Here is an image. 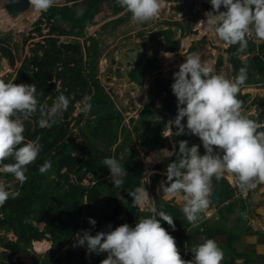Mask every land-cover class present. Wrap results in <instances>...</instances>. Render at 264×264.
<instances>
[{"label": "trees", "instance_id": "16d2710c", "mask_svg": "<svg viewBox=\"0 0 264 264\" xmlns=\"http://www.w3.org/2000/svg\"><path fill=\"white\" fill-rule=\"evenodd\" d=\"M81 1L83 10H78L77 3L74 2L63 6L53 4L47 11L40 12L35 21L34 32L40 33L43 25L47 28L46 37L42 44L37 43L36 48L32 49L31 56L24 58L11 79V82L16 84L32 83L36 87L37 110L22 118L23 134L26 141L36 140L41 147L37 158L27 165L25 182L20 183L12 174L0 172V179L7 186V190H11L9 198L0 205V231L11 233L15 238L9 240L0 237V248H2L0 264H24L21 261H11L10 256L28 255L31 252L32 243L43 240L48 241L50 247L43 253L42 258L34 260V264H85L88 259L94 261L104 259L106 254L89 253L85 247L78 246L75 234L81 230H90V234L95 235L101 230L103 224L116 225L117 217L123 209L126 210L127 216L124 223L130 226L134 218L143 215L132 204V197L128 195L141 186L144 176L142 163L138 161L134 164L131 160L125 162L123 158H118L117 154L128 153L138 158L139 151L148 154L155 148H161L159 144L163 141L162 134L167 128L166 122L173 119L176 114V98L170 88L173 81L161 77L160 74L151 75L159 69V62L154 55L143 56L138 62V67L142 75L150 76L148 95L138 118L131 120L132 124L128 128L122 126V112L115 108L114 102L105 93L97 77L98 42L94 36L86 37L85 29L95 24L94 16L98 13L102 2L109 3L114 14L124 12V18L131 17V13L122 7L120 0ZM168 25L181 29L176 23H168ZM199 31L202 34L205 29L201 26ZM171 32L167 29L153 34L155 38L164 35V51H176L179 48L178 41H175V46L172 45L173 32ZM190 33L186 29L183 36ZM65 37L76 41L68 43L60 41V38ZM78 38H82V41ZM191 39L189 38L188 41ZM5 40H8V37L2 42ZM186 46H189V42L183 45V49ZM238 49L239 44L231 45L226 49L234 76L238 74L241 67H246L247 71L250 67H257L260 74L264 73V40L258 45V53L253 55L245 66L242 65L240 58L242 51ZM0 57L5 58L10 66L14 65L15 56L2 44H0ZM246 76L244 84L251 79L249 72ZM161 91L165 92V96L161 102V110H156L153 108L154 98ZM61 93L69 98L67 110L51 127H39L38 119L41 110L46 111ZM85 95L90 97L92 107L90 111L76 115L74 125L77 131L72 132L69 122L73 117L75 104ZM237 98L239 99L238 96ZM239 100L243 105L245 99ZM162 112L168 115L164 116ZM261 117H264V113ZM181 123L185 121L182 120ZM175 131L173 128L172 132L175 133ZM173 137L176 143L175 148L178 147L177 142L180 140H187L189 146L198 140V137L191 134L179 136L173 134ZM76 139L78 142L75 141ZM118 140L120 145L116 151L106 152ZM133 142L138 149L131 146ZM126 148L128 151H125ZM106 157H115L125 167L128 175L121 178L123 180L121 186L113 184L103 164ZM149 157L151 162L158 163L164 158L161 150L153 151ZM173 158H168L166 165ZM46 161H50L52 167L45 173H40L39 168ZM4 162L13 161L8 158ZM154 168L158 171L162 170L160 165H155ZM89 174L92 175L95 184L88 188L83 186L82 182L88 179ZM149 179L150 187L153 188L158 180L165 179V175L153 173ZM214 181L216 182L214 190L218 192L222 201L231 199L233 191L226 180L223 177L218 180L213 177L212 184ZM119 189L126 193L124 204L116 199ZM154 200L157 211L163 210L174 219L175 230L166 223H163L162 227L175 238L176 246L180 249L185 247L187 254L193 258L192 248L197 243L193 241L191 223L187 219L176 216L178 215L176 208L170 202L156 196ZM93 209L100 210V213L94 215L91 211ZM89 218L96 221L94 227L88 223ZM209 221V219L202 221L203 225L206 226ZM39 223H41V229L37 226ZM204 226L200 227L201 242L205 238L215 240L214 237L218 232L216 229L219 227L210 226V223L209 228ZM207 232L210 237H207ZM235 240L236 237L226 235L224 243L226 248H229L230 260L225 258L226 261L222 264H237L234 260L241 254L237 253L232 246ZM179 252L182 259H187L181 251Z\"/></svg>", "mask_w": 264, "mask_h": 264}, {"label": "clouds", "instance_id": "9594fccd", "mask_svg": "<svg viewBox=\"0 0 264 264\" xmlns=\"http://www.w3.org/2000/svg\"><path fill=\"white\" fill-rule=\"evenodd\" d=\"M54 2L31 0L38 13L47 11ZM207 2L212 10L206 13L198 8L206 14V18L197 21V26L200 22L205 34L211 31L227 45L239 44L238 51L247 47L246 37L249 34L254 33L255 39L264 40V0ZM120 3L138 23L155 18L161 8L160 0H120ZM194 31L198 32V27ZM163 55L171 57L172 53ZM246 73V67H241L237 75L227 78L215 72L213 65L196 53L187 55L173 73L170 88L176 98V114L166 125L172 135L191 134L198 137L200 145L189 146L187 140H180L174 149H161L164 158H174L166 165L165 179L160 182L159 190L167 197L183 201L181 210L189 223L198 221L199 214L211 204L210 189L216 185L215 181L212 184L213 177L217 180L223 177L233 191L231 199L222 201L220 198L219 203L211 204L214 206L234 204L232 198L244 202L257 193L243 194L246 188L254 186L253 178L264 181V131H258L257 123L242 115V102L237 98L240 86L246 81ZM69 102L68 97L59 94L46 111L41 110L38 126L46 128L55 124L67 110ZM79 104L80 110L85 113L92 107L87 95L82 97ZM36 110L34 84H16L0 79V172L12 174L20 183L27 180V165L37 158L41 147L36 140L26 141L23 134L22 118ZM182 120L185 123L182 124ZM173 128L175 133L172 132ZM201 146L203 155L199 152ZM8 158L13 162L5 163ZM145 159L151 162V157ZM103 164L113 184L121 186V178L128 175L122 163L115 157H106ZM155 165L161 166L158 163ZM154 166L152 169L156 170ZM51 167L52 163L46 161L39 171L45 173ZM225 172L231 174L232 178L225 177ZM235 183L239 189L234 192ZM128 195L132 197L134 206L147 208L154 215L136 220L134 226L120 219L118 221L123 224L114 229L109 225L107 231H98L95 235L90 234V230L75 234L76 244L85 247L87 252L106 254L100 264H221L223 251L210 238L193 246V258L186 252L191 260L182 259L175 238L162 227L166 223L175 230L173 217L163 210L157 211L154 196L149 195L146 187H137ZM9 196L7 186L0 183V205ZM168 202L173 205L172 201ZM88 223L94 227L96 221L89 218Z\"/></svg>", "mask_w": 264, "mask_h": 264}, {"label": "rangeland", "instance_id": "374dc122", "mask_svg": "<svg viewBox=\"0 0 264 264\" xmlns=\"http://www.w3.org/2000/svg\"><path fill=\"white\" fill-rule=\"evenodd\" d=\"M160 4L161 8L159 14L148 22L138 23L131 17H129L125 19L121 24L116 22L114 24L110 22L109 25H102L99 27L95 26L94 24V26L88 28L85 33L86 37L94 36L95 40L98 42L99 57L97 59V77L99 78L101 85L104 87L105 93L109 95L111 97V100L114 102L115 108L122 112V126H125L126 128H128L132 124L131 120H136L138 118L139 112L144 106V102L148 95L147 87L151 82L150 76L142 75L140 72L138 62L140 59H142L141 57L146 55H154L158 60L160 66L159 69H157L154 73H151V75L160 74L161 77L173 81V73L178 70V65L184 62V58L187 55L196 53L201 56L202 60H204L202 56H204V52H206L205 50L206 48H208L209 44L212 48L223 49V46H219L211 41H208V39H210L211 37L209 33H207L208 36H206V38L203 36V33L200 34L199 32L194 31V29L197 28V21L204 18V15L201 14L198 9V2L196 0H160ZM180 10L183 14L181 18L179 15ZM38 17L39 13L34 9L33 6L28 13L21 15L16 19H11L7 17L4 11H0V44H2L3 47L7 48L15 56V62L13 66H10L8 61L5 58L1 57L2 64L0 69V79L5 80L6 82H11V79L15 76L16 70L18 69L24 58L29 57L33 54L32 49L36 48L37 43H43V39L44 37H46L47 28L42 25L40 33L34 32L35 21ZM24 19L30 20V22L28 24L23 23ZM168 23H176L177 25H180L179 27H181V29L174 25H168ZM200 27L201 24L199 22L198 29H200ZM167 29H170L173 32H171L172 45L175 46V41L180 42L178 44L179 48H177L176 51H172L171 57H166L163 55L164 53H166L163 51L165 45L164 35H161L157 38L153 37L154 33L159 31H166ZM186 29L187 31L190 29L191 31H193V33L183 36V33L184 31H186ZM6 37H8V40L2 42V40H4ZM189 38L192 39L188 41ZM63 39L64 38H60V41H62ZM78 40L82 41V38H78ZM186 42H189V46H186L185 50H183V45L185 46ZM225 48L226 47L224 46V49ZM211 52H214L213 49H208L206 55L208 59L212 57ZM216 52L217 54L220 53L219 55H223L221 54L223 53L221 50ZM216 52H214L215 56ZM39 53L41 52L39 51ZM229 63V61H226V65L223 64L220 68H218V70L220 71L218 73L222 74L221 71L223 68V73L226 72L225 75L228 78L231 76V68ZM253 77L254 75H251V78ZM258 81H260V79L255 81L254 78L250 82L257 83ZM260 87V91L263 92V98L261 99L262 102L260 104V107L262 109V112H264V85H260ZM157 95L158 94H156V97L154 98L153 108H155L156 110H161V102L163 100V97L165 96V92L161 91L160 94L158 96ZM80 107L81 106L79 102H77L75 104L74 112L72 113L73 117L69 122V126L72 127V132L77 131L74 125V119L78 113L82 112L80 110ZM167 133L169 134L168 136ZM167 133L164 132L163 137H169L172 141H174V137L169 133V130L167 131ZM75 141L78 142L77 139ZM193 144H200L199 139ZM119 145L120 141L118 140L115 144H113L112 147L108 148L106 152L112 153L116 151ZM131 146L138 149L134 142ZM125 151H128V148H126ZM117 157L123 158L125 162L126 160H131L134 164L137 161H140V155L138 156V158H136L128 155V153L124 155H122V153H118ZM134 170H136V168H134ZM147 174L149 173L146 172L144 174V178L141 180V182H143L141 184V187H146V190L152 198L153 196L164 198V193L159 190L160 181L156 182L153 188L149 187L150 180ZM0 183H3L2 179H0ZM83 183L87 184V181ZM233 189L234 192L236 191V189H239L237 183L234 184ZM8 191L9 193H11V190ZM119 191L121 190L119 189ZM221 191H224V189H221ZM124 197L125 196H123L122 198V196L119 194L117 201L123 203ZM171 201L178 207L182 208L183 201L177 203L173 201V198ZM232 202H234V204L237 206H242L244 204V208L241 211L235 205L228 207L225 206V211L218 210L217 208V213L219 214L218 221H213L215 220L214 216L212 217L213 220L208 218L211 221V225H217L218 227H221L220 225L222 224L224 225L225 232H220V235H216L219 237H214L216 243L218 244V247L223 251L222 262L226 261L225 258H227L228 261L230 260L228 255L229 248H226L227 246L224 243L226 234L228 233L230 234V236H234V234L247 236L251 232L250 230L252 228V222L254 221V218L248 215L252 211L249 210L248 212V208L245 207L246 203L239 201L238 198H232ZM137 208L140 207L137 206ZM144 209V211L147 210V208ZM91 211L94 215H98L100 213V210L98 209H93ZM124 211L126 213V210ZM228 212H231V214L227 215ZM220 214L223 215V218H220ZM236 214L238 215V217L240 216V219H237V217H235ZM176 216L181 217L182 215L178 214ZM37 226L39 229L42 228L41 225ZM248 228L250 230H248ZM103 229L105 228L103 227L102 230ZM257 231L260 233V230ZM192 236L194 237L195 235L192 233ZM0 237H5L6 239L11 240L15 239L11 235V233H7L3 230L0 231ZM207 237H210V234L208 232ZM201 240L202 238L200 239V242ZM193 241L195 242V240ZM43 243L45 244H42V249L40 252L35 250V245L33 242L32 249L30 250L31 252L28 255L13 254L10 256L11 261H21L24 264H34V260L36 258H42L43 253L48 250V244H46V242L44 241ZM178 248L180 249V247ZM180 250L182 253L186 251L185 247L181 248ZM0 251H2L1 248ZM249 256L253 258V255Z\"/></svg>", "mask_w": 264, "mask_h": 264}, {"label": "crops", "instance_id": "0c3cea01", "mask_svg": "<svg viewBox=\"0 0 264 264\" xmlns=\"http://www.w3.org/2000/svg\"><path fill=\"white\" fill-rule=\"evenodd\" d=\"M196 1L198 2V8H199L200 2H202V1L206 2L207 0H196ZM74 2L77 3L78 10H83V2L81 0H55L54 5H57V6L70 5L71 3H74ZM220 10L222 11L223 8H221ZM39 14H40V12H39ZM123 14H124V12H120V13L114 14L112 12V8H111L110 4L107 3V2H102L99 5L98 13L94 16V20L93 21L95 23V26H98V27L102 26V25H104V26L105 25H109L110 22H112L114 24H115V22L121 24L125 19H127V18H124ZM201 14L204 15V18L201 19V21H202V20H204L206 18V15L203 12H201ZM179 15H182V11L181 10L179 11ZM93 26H91V27H93ZM198 32L200 33V31H198ZM208 32L211 35V37H210V39H208V41L209 42L211 41V42H213V43H215V44H217L219 46H223V49L212 48L210 46V44L208 45V43H207L208 48H206V50H205L206 52H204V56H202V58L205 61H207V62H212L211 64L213 65L215 72L218 73V72H220L218 70V68H220L223 64L226 65V61H228L229 53L226 51V48L228 49V47H230L231 45H227L225 42L220 41L216 37L214 32H211V31H208ZM252 34L254 35V33H252ZM203 36L206 37L208 35L203 33ZM246 39L248 40L247 47L240 54V58H241V62H242L243 66H245V64H248L249 60L253 57V55H256L258 53L257 48H258V45L260 44V42L262 41V40H260L258 38L256 40H254V41H250L247 37H246ZM220 44H223V45H220ZM224 46L226 47L225 49H224ZM208 49H210V50L213 49L214 52L221 50L223 52L221 54H223V55H219L220 53L217 54V52H216V56H215L214 52H211L212 53V57L210 59H208V57H206ZM183 50H185V49H183ZM248 50H250V52H248ZM164 52H166V53L167 52H169V53L171 52L172 53V51H164ZM147 57H149V56H147ZM208 60H210V61H208ZM230 68H231V70H230V75L231 76L229 78H232V77H234V73H233V69H232V65L231 64H230ZM257 70H258L257 67H254V68L250 67L249 70L247 71V72L250 73V75H254V77L251 78L250 81L255 78V81L260 79V81H258L257 83H262L264 81V73L260 74ZM221 73L223 75L226 74V72L223 73V68H222ZM257 83L248 82L246 84L241 85L240 86V91L238 92L237 96L239 97V99H241V98L245 99V102H244V104L242 105V108H241L242 115H244L246 118L254 120L256 123H259L262 120H264V117H261V115L264 112H262V109L260 107V104L262 102L261 99L263 98V92L260 91V89H261L260 85H262V84L255 85ZM133 95H134V93H133ZM162 115L167 116L168 114L165 113V112H162ZM167 129H168V126H167V128H166V130L164 132L167 133V131H168ZM168 135L169 134L167 133V136ZM162 138H163V141L160 144L162 146L161 148H155V149L149 151L147 155H144L142 152L139 151L140 162L142 163V167L144 169V174L146 172L149 173V174H147V176H150L153 173H159V174H163L164 175L165 172L163 170H165V166H166L165 165V161L167 160V158L161 159L159 163L158 162H149V161L145 160V158L149 157V154L152 153L153 151L161 150V149H164V148H168V149H174L175 148V144H176L175 141H172L169 137H163V134H162ZM197 145H200V144H197ZM213 147H214V150H215V146H213ZM199 152H200L201 155H203L204 149H203L202 146L199 148ZM157 163L158 164H162L161 165V168H162L161 171H157V170H153L152 169V167L155 164H157ZM225 173H226L225 177H227L229 179L232 178L231 174H229L227 172H225ZM143 178H144V176H143ZM86 180L87 181L89 180L90 183L89 184H85V183L82 182V185L85 186V187L89 188V187L93 186V184H95V181L93 180L92 175H90V174L88 175V179H86ZM158 181L161 182V180H158ZM149 187H150V184H149ZM213 190H214L213 186H211L210 193ZM119 194L122 196V198H123V196L126 197V193L123 192V191H119L118 195ZM118 195H117L116 199H118ZM125 197H124L123 201L125 200ZM163 197L164 198H162V197H159V198H161L164 201H171L172 200V198L167 197L165 194L163 195ZM83 200L85 201V198ZM173 201L177 202V203H180L181 200L173 198ZM245 201H244L246 203L245 207L248 208V212H249V210L252 211L248 215L250 217H253L254 221L252 222L251 230L248 228V230H250L251 232L247 236H242V235L240 236V235L234 234V237H236V240H235L236 247H235V242H234L233 248H234V250L237 253L241 254L239 258L235 259L234 263H237V264H264V193L257 192L255 195H253L249 199H246ZM173 205L176 208L177 214H181L182 218H186L184 216L182 210H181L182 208L178 207L174 203H173ZM232 205H235V204H229V205H223V206L222 205L214 206V205L209 204V207L206 210H203L199 214L200 219L198 221L193 222V223L190 224V228L192 229V231H193V233L195 235L194 236L195 243H197V244L200 243L199 240L202 238V236L200 235V231H201L200 227L204 226L203 223L206 221L205 219H207V218H211L212 219V217L214 216L215 220H213V219L212 220L213 221H218V217H219L218 216L219 214L217 213L218 210L225 211V208H224L225 206L228 207V206H232ZM235 206H237V205H235ZM237 207L239 208L240 211L244 208L243 206H237ZM217 208H218V210H217ZM137 209L139 211H141L143 213V215H141L138 218H134L133 221H132L131 226H134V224L136 223V220H138V219H140L142 217L154 215L153 213L149 212L148 210L144 211L145 210L144 208L143 209L137 208ZM228 214H231V212H228L227 215ZM235 217H237V219H240V216L238 217L237 214L235 215ZM220 218H223L222 214H220ZM120 219L123 220V223L127 219V216L125 214L124 209H123L122 213L117 217V224L116 225H111V227L113 229L115 227L123 224L122 222L120 223L118 221ZM202 221H204V222H202ZM210 222L211 221H209L208 224L206 226H204V227L209 228L210 226H212L211 224L209 226ZM220 226L221 227H219V229L215 228L216 231H218V232H216V235H220V232H225L224 225L222 224ZM103 227L105 229L102 230ZM103 227L101 228L100 231H107L108 230V225L107 224H103ZM257 230H260V233ZM228 235L230 236V234H228ZM216 237H219V236H216ZM44 242H46V244H48V249H49L50 243L48 241H44ZM35 243L36 242H34V245H35ZM177 249H178V251H180V249L178 247H177ZM183 254H184V257L187 258L185 260H189V259L191 260L192 259L191 257L190 258L187 257L188 255L186 254V251H184ZM249 255H253V258H251ZM101 260L102 259L94 261L92 259H88L85 264H94V262H95V264H100Z\"/></svg>", "mask_w": 264, "mask_h": 264}, {"label": "water", "instance_id": "95a60500", "mask_svg": "<svg viewBox=\"0 0 264 264\" xmlns=\"http://www.w3.org/2000/svg\"><path fill=\"white\" fill-rule=\"evenodd\" d=\"M32 7L31 0H0V11H4L7 17L11 19H16L17 17L24 15L30 11ZM199 9L203 12L211 11V5L209 2H200ZM3 13V12H2ZM23 23H28L27 19L23 20ZM74 42L73 39L64 38L62 42L68 43ZM2 59L0 57V69H1ZM216 182H214L215 184ZM220 202V197L218 192L213 191L210 193V203L217 204Z\"/></svg>", "mask_w": 264, "mask_h": 264}, {"label": "built area", "instance_id": "2783aa9c", "mask_svg": "<svg viewBox=\"0 0 264 264\" xmlns=\"http://www.w3.org/2000/svg\"><path fill=\"white\" fill-rule=\"evenodd\" d=\"M247 38L248 39H250L251 41H254V40H256L255 39V37L252 35V34H249L248 36H247ZM260 84H262V85H264V81L262 82V83H257V84H255V85H260ZM257 125H258V131H264V120H262L261 122H259V123H257ZM90 182H89V180L87 181V184H89ZM253 184H254V186L253 187H250V188H246V190H244L245 192L243 193L244 195H246L247 194V192L249 193V194H253V193H255L256 191L258 192H262V193H264V181H262V180H260V179H258V178H253Z\"/></svg>", "mask_w": 264, "mask_h": 264}, {"label": "bare ground", "instance_id": "6f19581e", "mask_svg": "<svg viewBox=\"0 0 264 264\" xmlns=\"http://www.w3.org/2000/svg\"><path fill=\"white\" fill-rule=\"evenodd\" d=\"M33 14H34V13H33ZM27 21H28V23L30 22V20H27ZM28 23H27V24H28ZM201 26H202V25H201ZM200 29H201V27H200ZM200 29H199V30H200ZM42 244H45V243H43V241H40V242H38V243L36 242V243H35V249H36L37 251L40 252L41 249H42Z\"/></svg>", "mask_w": 264, "mask_h": 264}]
</instances>
